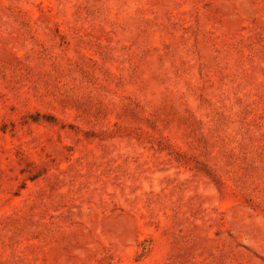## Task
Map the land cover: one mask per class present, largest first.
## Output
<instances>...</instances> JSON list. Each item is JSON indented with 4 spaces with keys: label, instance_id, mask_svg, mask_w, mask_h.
Instances as JSON below:
<instances>
[{
    "label": "rangeland",
    "instance_id": "374dc122",
    "mask_svg": "<svg viewBox=\"0 0 264 264\" xmlns=\"http://www.w3.org/2000/svg\"><path fill=\"white\" fill-rule=\"evenodd\" d=\"M0 264H264V0H0Z\"/></svg>",
    "mask_w": 264,
    "mask_h": 264
}]
</instances>
